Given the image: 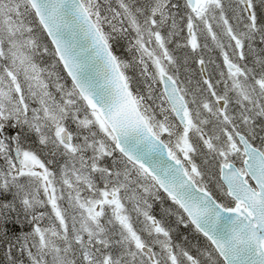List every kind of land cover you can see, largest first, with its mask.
I'll use <instances>...</instances> for the list:
<instances>
[{"label": "snow or ice", "instance_id": "obj_1", "mask_svg": "<svg viewBox=\"0 0 264 264\" xmlns=\"http://www.w3.org/2000/svg\"><path fill=\"white\" fill-rule=\"evenodd\" d=\"M0 264H264V0H0Z\"/></svg>", "mask_w": 264, "mask_h": 264}]
</instances>
